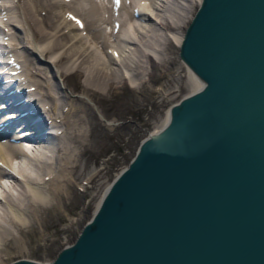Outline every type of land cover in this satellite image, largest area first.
Masks as SVG:
<instances>
[{
  "label": "water",
  "instance_id": "1",
  "mask_svg": "<svg viewBox=\"0 0 264 264\" xmlns=\"http://www.w3.org/2000/svg\"><path fill=\"white\" fill-rule=\"evenodd\" d=\"M179 55L202 87L170 106L50 261L264 264V0H201Z\"/></svg>",
  "mask_w": 264,
  "mask_h": 264
},
{
  "label": "bare ground",
  "instance_id": "2",
  "mask_svg": "<svg viewBox=\"0 0 264 264\" xmlns=\"http://www.w3.org/2000/svg\"><path fill=\"white\" fill-rule=\"evenodd\" d=\"M169 1L171 0H50V2L45 3L42 0H10L9 2L8 0H0V45L2 44L6 46V49H0V97L1 100L4 101L9 99L10 103L13 105V107L9 109V116H6L5 113H0V123L3 121L5 122L7 117L17 115L18 123L21 122L25 125L28 124L27 128L29 129H27V132L30 133L28 140L25 139L26 141H24L21 138L23 137V132L20 133L14 130V139L11 138V136H13L11 132L7 133L5 136L0 132V253H2L3 249L6 250L10 245H7L6 239L12 235L14 231L16 232V230L28 224L29 213L34 215L35 218L41 213L38 217L42 220L44 219L45 215L42 214V212H44L42 210L43 207L40 209L42 210L40 213L35 210V208H41L43 204L46 202L48 203L49 201V197L45 196L46 194H42L41 192L43 191L40 192L41 182H46L49 178L50 180L47 182L48 184L53 183L50 182L52 178H55L54 181L56 182V179L58 180L60 177L59 175H61L58 171L63 170V168L66 171L68 168H65L70 166L69 161L71 158L68 160L65 158L62 161L64 157V149L66 148L65 151H67V147L58 145L56 148L50 146L52 144L56 145V143H49V145L45 143L48 132L49 134H56L59 124L66 122V126L72 127L73 129L71 131L69 130L71 132H69V136L72 137L70 140H75L80 137V133L76 131L77 128H75L77 127V120L75 119L80 117L82 120L83 118L82 116L75 119L70 117L72 115H75V117L79 115L77 111H79L80 108L78 107H74V110L65 107L60 111L58 110L62 103L58 102L59 99H57L56 94L53 93V89L55 88L53 87L52 89V80V84L50 83V80L45 83L43 80L37 79V76H33L36 73H47L48 70L46 66L42 63L34 62L35 60L33 61V58L27 56L28 54L26 55V53L18 55V51L16 54L15 52H12V48L10 49L7 47L10 44V46L13 44L15 45V43H12L13 41L11 39L10 42L5 39L6 35H11V33L7 34V25L8 27H12L10 24H13V26L15 24L16 27L19 25L20 28L21 26L23 27V30L24 28L26 29L27 33L23 36L24 39L21 37L22 46L31 50L38 56L39 60H45L44 62L52 65L54 67L53 73L58 77V80H70L71 78V82L73 83L69 82L68 84L73 88L80 85L82 90L86 91V93L98 92L102 94L109 91L114 82L126 80L129 75H138L141 71L137 67L138 64L149 61L155 67L156 64H164L163 61H174L172 60V55L169 54L171 52L168 50L169 43L172 42L175 46L180 47L186 27L184 30H178L177 27L185 25L187 22L185 18L190 15H188V10L186 8L178 9L177 13L171 11L168 7ZM76 2L80 4L76 5ZM181 2L185 3L183 1ZM198 2L200 4L201 0H198ZM41 11L45 12V16L40 15V13H42ZM15 12L18 13L19 17L16 16ZM69 14L76 19L70 18ZM176 14L180 19H176ZM81 23L83 24V27H81ZM47 27L54 28V31L52 29H47ZM14 32L16 34V31ZM158 32L162 34L163 38L167 37L169 41V43L162 44V48L165 50V55L163 56L164 58L160 59L154 56L156 51L153 54V49H155L154 42L160 36L158 35ZM4 33L6 35H4ZM36 34L39 35L40 38L41 36H43V38L46 37L45 42L42 41L43 43L39 44L41 39H35ZM9 38L10 37H8V39ZM157 41L158 40H156V42ZM159 47L161 46L159 45ZM14 50H16V48ZM39 55L41 57H39ZM181 62L187 67L191 81L196 83L195 85H197V87L195 90L202 87L203 80L194 72L184 59L181 58ZM144 82L146 81L144 80ZM53 85L55 86V84ZM55 91L58 93V90ZM2 104L5 105L4 103ZM20 112L21 116L19 118L18 113ZM46 116H52V119L56 116L54 121L58 123L55 122L56 125L48 126L49 122L47 121ZM169 116L170 109L167 112L164 122L160 126L161 128L167 123ZM47 128L49 129L48 131H46ZM61 132L65 133V131ZM66 133H68V130ZM60 134L63 135L62 133ZM48 147L56 155V162L58 165V171L56 172L59 173L58 177H56L57 175L55 174L57 173L54 169H50L52 167L54 168L53 160H46V157H48ZM59 150H61L63 154L59 152L57 153ZM75 160L77 159L75 158ZM76 162H78V160ZM72 165L74 166L76 164ZM73 168L72 170L71 168L69 169L74 171ZM38 173L43 174V176L41 177V174ZM8 175L9 177L10 175H13L14 177L16 176V180H14L13 183H10L5 177H8ZM78 177L80 178V176ZM14 183L22 185L16 187ZM64 183L63 185L66 184ZM70 183H73V181ZM66 185L64 186L65 188ZM49 187L52 188V186ZM55 188H59L57 187V184ZM52 189H54V187ZM61 189H63L62 186L60 190ZM68 189L69 190L67 191H70L69 186ZM47 190H49V188ZM57 190L59 191V189ZM57 190L56 193L54 192L55 189L53 192L52 190H49L48 192L51 191L52 193L57 194ZM66 194H63V196ZM59 195L60 194H58V196ZM55 197L53 198L54 200L57 198ZM58 201L60 200L58 199ZM57 202L55 201L54 203L57 204ZM67 203L70 204L69 202ZM50 204L48 205L50 206ZM45 223L43 225L42 222H38V225L42 224L44 227ZM32 228L33 225L31 230ZM26 238L28 239V237ZM9 240H11V238ZM13 240L15 239H12V241ZM12 241L10 243H12ZM16 245L12 247H16ZM20 247L22 249L21 245Z\"/></svg>",
  "mask_w": 264,
  "mask_h": 264
},
{
  "label": "rangeland",
  "instance_id": "3",
  "mask_svg": "<svg viewBox=\"0 0 264 264\" xmlns=\"http://www.w3.org/2000/svg\"><path fill=\"white\" fill-rule=\"evenodd\" d=\"M9 1L10 0H8V2ZM42 1L45 3L50 2V0L49 1L42 0ZM178 1L177 0L169 1L168 7L171 9V11L175 13H177V10L181 8H186L188 10V15L190 16L185 18V20L187 21L186 24L183 26L180 25L181 27L179 26L177 27L178 30H184V28L190 21L192 15L199 6V2L198 0H189V1L181 0L187 3L185 4L182 3L180 0ZM78 2H76V5L80 4ZM41 12L42 13H40V15L45 14L44 11ZM16 16L19 17L18 13H16ZM175 17L176 19H180L178 18L177 14ZM10 25H12V27L11 26L8 27L7 25L6 30H7V34L11 33V35L9 34L7 36L5 34L6 33L5 30L4 35H6V38L5 37L4 38L9 42L12 40L13 41L12 43H15V45L13 44L12 46L14 47H12L10 46L11 45L10 44L7 47L10 49L12 48L11 49L12 52L16 53L18 51L17 52L18 55L19 54L22 55L23 53L24 54L26 53V55L28 54L27 56L33 58V61L35 60L34 62L42 63L43 65H45L48 70L47 73L41 71L42 72L41 74L36 73L33 76L35 77L37 76L36 77L37 79L43 80V82L45 83L46 81L49 82L48 80H50L51 83L52 80V83L55 84L54 86L51 83L52 89L53 87L55 88L53 89V93H55L57 99H59L58 102L64 105L63 106L61 104L58 110L60 111L64 107L69 108L70 110H74V107H78L81 109L77 111L79 115L77 114L78 115L77 117H75V115L74 116L72 115L70 117L75 119L78 118L79 116H82L84 118V119L82 118L81 120V118L79 117L80 119L79 118L78 119L80 122L78 121V119H75L77 120L78 123V124L76 123L77 126L75 127L77 128L76 131L80 133L79 135L80 137L78 136L79 138L75 140L74 139H71L72 141L70 140V138H72L71 136H69L71 133L70 131L73 129L72 127L66 126L67 125L66 122L63 123L64 125L59 122L60 124L57 128L56 134H49L48 132L46 136V142L45 141L44 142L47 143L48 145L49 143L50 144L56 143V145L55 144L50 145L56 148L58 145H63L64 147H67V151H65L66 150L65 148L64 152L62 148V152L64 153V157L62 161L65 158H67V160L69 158L73 160L69 161L70 166L68 165L69 167H66L65 169L68 168L66 171L70 170L69 168H71L72 170L73 167L76 169L73 168L74 171L70 170L66 172L63 168L64 171L61 170L63 172H61L60 170L58 171L56 155L54 154L53 151L49 149V147L47 148L48 157H46V160L47 161L53 160V164H54L53 165L54 168L52 167L50 169H54L55 172L58 171L61 175H59L60 177L58 180L56 179V182L59 181L57 183L54 181L55 178L54 179L52 178L53 180L51 179L50 181L53 183H49V184L47 183L49 182L50 178L48 181L46 180V182H41L40 192L43 191L41 193L44 195L46 194L45 196L49 197L48 198L49 201L48 203L46 202L45 204H43L44 206L40 205L41 208L36 206L38 207L39 210L37 208H35V210L38 211V213L42 212L43 210L44 212H42V214L45 215V217L42 220L40 217H38L41 215V213L38 214L36 211H34L35 213L38 214L36 218L34 217V215L29 213L28 224L22 226L20 229L16 230V232L14 231V233L18 234L19 236L13 233L6 239L7 245L9 244L10 245L13 244V245L11 246L9 245L7 249L5 248L6 250L3 249L4 252L2 250V253H0V264H9V262H11L12 260L22 257L32 258L40 261H50L55 257V255L57 254V252L60 250L61 247L71 243L76 238V236L82 229L83 225L90 220L97 206L99 205L100 200L102 199L103 194L106 191L107 187L109 186L110 182L117 175V173L125 165L128 164V162L130 161V159L133 157L136 150L138 149L140 141L149 132H155L161 129L160 126L164 122L171 104L173 102L178 101L182 96L190 93L191 91H194L197 85H195L196 83H193L191 81L188 75L187 67L184 66V64L181 62V57L179 55V47L175 46V44H173L172 42L169 43L168 38L167 37L163 38L162 34L158 32V35L160 36L156 40H158L159 43L158 41L156 42V40L154 42L155 49H153V54L156 51L154 56H156V58L159 59L164 58L163 56L165 55L164 54L165 50H163L162 44L164 45L165 43L168 42L171 45V46L169 45L168 48L169 52L171 51L169 54L172 55L171 57L172 60L174 61L165 62L162 60L164 64L161 63L162 64L161 65L159 63L156 64L155 67L149 61L146 62L143 61L144 63L142 64L145 65L138 64L137 66L138 69L141 70L140 73H138V75L135 74L129 75L126 78V80H120L118 82H114L111 89L105 93L102 94L98 92L86 93V91L82 90V87H80V85L74 88L70 86L68 83L69 82L73 83L71 82L72 81L71 78L70 80L68 79L58 80V77L55 76L53 73L54 67L52 65H50L47 62H44L45 60H41V59L39 60L38 56L35 55L31 50L25 48V46H22L21 37L22 39H24L23 36L27 33L26 29L24 28L23 30V27L21 26L20 28L19 25L17 27L15 26V24L14 26L13 24ZM47 29L50 30L52 29L54 31V28L47 27ZM14 31H16V34ZM14 34L16 35V37ZM17 35H21V36H17ZM8 37L10 38L8 39ZM39 38H40L39 35L36 34L35 39L39 40ZM40 39L41 40L39 41V44L45 42L46 37L43 38V36H41ZM159 45L161 47H159ZM2 48L6 49V46L3 45ZM15 48L16 50H14ZM39 57L41 56L39 55ZM165 68L167 71L165 70ZM144 80L146 82H144ZM55 90H58L57 91L58 93H56ZM46 117H47V121L49 122L48 126L49 125L52 126L54 124L56 125V123H58L54 121L56 116H54V119H52V116L49 117L46 116ZM48 128L46 129V131L49 130ZM67 130L68 133H66ZM61 131H65V133ZM60 133H62L63 135H61ZM58 152L62 153L61 150L57 151V153ZM75 158L78 160V162H76L77 160H75ZM72 164H76V165L73 166ZM58 172H56L57 174H55L57 175L56 177H58L59 174ZM40 176L42 177L43 174H41ZM78 176H80V178ZM5 177L8 179L10 183L11 182L13 183L14 180H16V176L14 177L13 175H10V177L9 175L8 177L7 176ZM64 178H66L67 180L69 179L68 182ZM75 180H77L78 182ZM69 181L70 182L73 181V183H70ZM64 182L65 183L67 182L66 183L67 185ZM63 183L66 185V188L64 187L65 185H63ZM56 184L57 187H59L57 189H59L60 193L55 188ZM20 185L22 184L19 185L15 184L16 187H19ZM46 186L47 189L49 188V190H52V192L55 189L54 192L56 193L57 190V194H54L51 191L48 192L49 190L46 189ZM49 186H52V188L54 187V189H52ZM61 186L63 188L61 190L63 191L60 190ZM68 186L70 188V191H67L69 190ZM67 192L70 194H68ZM66 193L68 194L67 196L68 198L66 197L67 195ZM58 194L61 195V196L59 195L61 198L58 196ZM63 194L66 195L63 196ZM55 196L60 201H58V199ZM54 197L57 200L56 199L54 200L53 199ZM53 200L54 202L58 201L57 204H55ZM67 202H69L70 204H68ZM48 204H50V206ZM67 207L69 210L67 209ZM44 209L46 210V212ZM46 214H47V218H46ZM38 222L39 223L42 222L43 225L45 222L46 223L45 226L43 227L42 224H39L41 225L39 226ZM30 225L31 227L33 225L32 230ZM29 232H31L32 234ZM11 236L12 237L15 236V237L12 238ZM18 237H20L21 239ZM26 237H28V239ZM10 238L11 240H9ZM12 239L15 240L12 241ZM11 241L12 243H10ZM14 245H16V247H12ZM20 245L22 246V249Z\"/></svg>",
  "mask_w": 264,
  "mask_h": 264
},
{
  "label": "snow or ice",
  "instance_id": "4",
  "mask_svg": "<svg viewBox=\"0 0 264 264\" xmlns=\"http://www.w3.org/2000/svg\"><path fill=\"white\" fill-rule=\"evenodd\" d=\"M70 15V18H72V19H76L75 17H72L71 16V14H69ZM78 23H80L79 21H77ZM81 27H83V24L81 23Z\"/></svg>",
  "mask_w": 264,
  "mask_h": 264
}]
</instances>
